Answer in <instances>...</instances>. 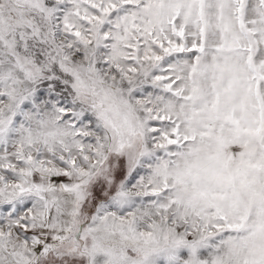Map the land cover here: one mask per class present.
Wrapping results in <instances>:
<instances>
[{
	"label": "snow or ice",
	"instance_id": "snow-or-ice-1",
	"mask_svg": "<svg viewBox=\"0 0 264 264\" xmlns=\"http://www.w3.org/2000/svg\"><path fill=\"white\" fill-rule=\"evenodd\" d=\"M0 264H264V0H0Z\"/></svg>",
	"mask_w": 264,
	"mask_h": 264
}]
</instances>
